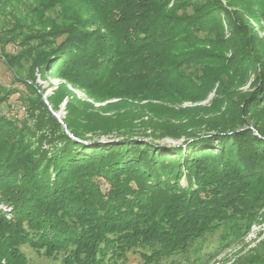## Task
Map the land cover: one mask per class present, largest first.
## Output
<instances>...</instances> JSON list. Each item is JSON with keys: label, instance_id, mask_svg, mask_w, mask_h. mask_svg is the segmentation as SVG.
<instances>
[{"label": "trees", "instance_id": "trees-1", "mask_svg": "<svg viewBox=\"0 0 264 264\" xmlns=\"http://www.w3.org/2000/svg\"><path fill=\"white\" fill-rule=\"evenodd\" d=\"M260 1L0 0L1 56L24 86L0 83V107L18 93L25 110H0V205L10 208H0V264H28L26 244L60 264H127L135 249L144 264H204L208 234L221 230L224 246L264 218V106L240 116L264 104V39L246 19L258 21ZM250 68L254 90L238 94L231 85ZM37 71L65 82L49 100L68 98L78 137L98 126L82 122L95 101L143 105L150 135L187 139L162 146L126 125L119 142L76 140ZM213 92V105H198ZM222 104L234 117L209 113ZM250 120L258 134L242 128Z\"/></svg>", "mask_w": 264, "mask_h": 264}, {"label": "rangeland", "instance_id": "rangeland-1", "mask_svg": "<svg viewBox=\"0 0 264 264\" xmlns=\"http://www.w3.org/2000/svg\"><path fill=\"white\" fill-rule=\"evenodd\" d=\"M222 1L223 3H225V5H227L226 3L227 0H222ZM259 3H260L259 6L257 3L256 4L257 7L253 8V12L256 15L258 21L253 18L255 16L250 14L246 15V19L247 22L252 27H254L258 35L264 39V0H261ZM18 50L19 47L14 45L13 43L9 44L7 47V51L12 53L17 52ZM29 70H30L29 66L26 63L24 67L21 69L22 75L27 77L26 75L28 74ZM35 73L37 77L36 78L37 84L40 86L42 90H44L43 97L45 102L48 104L49 108L57 117L59 122L63 125L62 128L64 132L70 135L71 137L75 138L76 140L82 142H88L93 138V139H99V141L111 140L114 142H119L124 137V135L121 134L123 127H126V125L132 127L136 125H140L141 128H143L145 125L143 122H147L149 120V117L151 116L150 113H148L147 109L140 104L108 106L107 109H96L97 106H99V102H95L89 99L85 93L77 89H74L70 85H68V87H70L73 90V92L77 95L78 98L88 100L91 102L93 101L95 106V108L88 109V111L91 112L89 118H91L92 120H88L87 118V120L85 119V121L82 122L90 123L93 121V122H97L98 126L91 131H86L85 138L78 137L70 130L67 123L64 121V119H66L68 116V108H67L68 98L65 97L63 101L60 100L56 108L53 107V103H51L49 100L52 96H55L57 94L59 85L62 82H64L63 79L60 78L45 79L44 77H42L40 71H37ZM255 77L256 75L253 71V68L252 69L250 68L246 73V75H244V77H238V79L236 77V80H234V83L231 85V87L238 94L250 93L251 91L254 90L255 87V83H254ZM0 83L6 85L18 86L21 89L24 88L21 82L19 81L15 82L13 80L12 72L5 63L3 57L1 56V48H0ZM215 96H216L215 92H213L208 99H206L204 102L199 103L198 105L201 106L213 105L212 100ZM236 101L241 102L240 99H237ZM19 102L20 101L18 99V93H16L11 96L10 100L8 101V104L1 105L0 110L2 113L8 116L17 115L19 117H22L25 114V110L19 104ZM154 102L159 103L157 101ZM191 105H197V103L185 102L179 106L186 107ZM179 106L176 107L178 108ZM263 106L264 104L261 105V107H258L254 111L251 109L248 113L247 112L244 113L243 111H241L240 116L243 117L244 120H249L248 115L251 117L253 116V114H259L260 113L259 111ZM219 107H220L219 110L209 113H211L213 117H217V115L225 111L226 113L220 115L219 117H221L222 119L225 118L226 120L234 117V111L236 112V110L233 104H227V105L222 104L221 106L219 105ZM204 112L205 111H201V114L203 116H206V113L208 112L206 113ZM250 112L253 114H251ZM154 120L157 119L154 118ZM251 120L242 128L243 129L251 128L256 134H258L257 130L253 127V122ZM152 124L155 123L152 122ZM113 127L115 129L109 131V128H113ZM145 128L146 129L143 128L141 131L134 130L133 132L135 133L134 135L139 136L140 140H150L162 146L180 145L181 143H184L185 139H187L186 136H182L180 138H174L171 136L154 137L150 135V132L153 131L151 125ZM105 130H107V132H105ZM182 183L183 185L187 184L185 178L182 179ZM220 232L221 230L218 229L214 233H210L206 236L204 244L208 246L205 249L204 264H246L249 262V260H253L255 264H264V218H260L259 220L254 222L251 228L249 229V231L244 236L238 239H233L229 244L224 246H220L219 243ZM22 249L27 254L29 260L28 264H60L61 263L62 255H60L59 258H54L46 255L43 250L37 251L27 244L23 245ZM142 251L144 250L135 249L128 251L127 264H144V258L141 255Z\"/></svg>", "mask_w": 264, "mask_h": 264}, {"label": "built area", "instance_id": "built-area-1", "mask_svg": "<svg viewBox=\"0 0 264 264\" xmlns=\"http://www.w3.org/2000/svg\"><path fill=\"white\" fill-rule=\"evenodd\" d=\"M0 208H3V209L6 210V211H9V210H10V208H7V207H5V206H3V205H0Z\"/></svg>", "mask_w": 264, "mask_h": 264}]
</instances>
